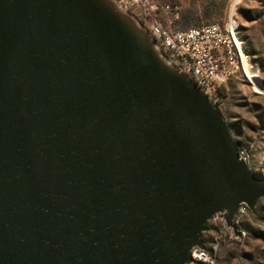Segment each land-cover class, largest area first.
<instances>
[{
	"label": "water",
	"instance_id": "obj_1",
	"mask_svg": "<svg viewBox=\"0 0 264 264\" xmlns=\"http://www.w3.org/2000/svg\"><path fill=\"white\" fill-rule=\"evenodd\" d=\"M113 0H0V264H192L264 178ZM162 54V53H161Z\"/></svg>",
	"mask_w": 264,
	"mask_h": 264
},
{
	"label": "built area",
	"instance_id": "obj_2",
	"mask_svg": "<svg viewBox=\"0 0 264 264\" xmlns=\"http://www.w3.org/2000/svg\"><path fill=\"white\" fill-rule=\"evenodd\" d=\"M240 0H231L225 22L177 31L173 23L180 18L182 6L172 0H117L124 9L137 11L148 24L162 55L188 75L217 105L220 91L232 80H243L254 87L260 79L259 69L246 52L237 19ZM239 159L249 165L246 150L239 149ZM242 205L233 219L235 230L226 223L224 214H217L209 224L215 229L211 250L195 248L192 264H217L221 242L235 243L247 236L244 220L249 214ZM208 232V231H207ZM206 232V233H207Z\"/></svg>",
	"mask_w": 264,
	"mask_h": 264
},
{
	"label": "rangeland",
	"instance_id": "obj_3",
	"mask_svg": "<svg viewBox=\"0 0 264 264\" xmlns=\"http://www.w3.org/2000/svg\"><path fill=\"white\" fill-rule=\"evenodd\" d=\"M113 1L118 5L116 0ZM181 1L185 7L187 0ZM240 1L237 19L241 37L254 65L259 69L260 79L257 87L243 80L231 81L224 89L225 96L220 102L224 120L233 131L234 140L239 141L243 145L241 148L249 154L250 170L264 178V0ZM131 17L141 32L156 44L147 27L136 16ZM160 58H164L161 53ZM257 210L264 215V198L254 213ZM244 226L246 238L229 244L221 242L217 264H264V222L249 212ZM215 232L207 233V238H214Z\"/></svg>",
	"mask_w": 264,
	"mask_h": 264
},
{
	"label": "trees",
	"instance_id": "obj_4",
	"mask_svg": "<svg viewBox=\"0 0 264 264\" xmlns=\"http://www.w3.org/2000/svg\"><path fill=\"white\" fill-rule=\"evenodd\" d=\"M172 1L175 3H179L182 6L179 20L173 23V28L177 31H184L191 28L201 27L203 26L202 23L204 22H206L207 24H212V22L216 23L215 21H221L218 23L223 24L230 7V0H187L185 7L181 0ZM126 11L130 15L136 16L138 20L148 29V24L144 21L143 17L137 11L132 8H128ZM244 48L246 52L249 53L247 47L244 46ZM224 89L225 88L220 91V95L222 98L223 96H225ZM217 105L221 109L222 114H224L223 108L221 107V102L217 103ZM229 129L233 134V131L230 127ZM235 142L238 146V149H242L241 147L243 145L237 140H235ZM249 212L250 214L254 215V218L264 222V215L261 214L259 210H257L256 213H251V211ZM208 225L209 229L207 233L214 232L215 229L212 227V225ZM207 233L203 234V240L205 249L207 251H210L213 238H207ZM255 235L260 236L257 232H255Z\"/></svg>",
	"mask_w": 264,
	"mask_h": 264
}]
</instances>
